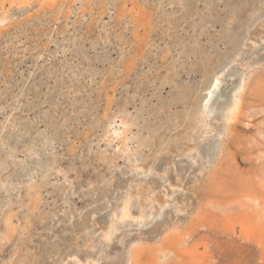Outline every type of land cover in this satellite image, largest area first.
<instances>
[{
    "label": "rangeland",
    "instance_id": "1",
    "mask_svg": "<svg viewBox=\"0 0 264 264\" xmlns=\"http://www.w3.org/2000/svg\"><path fill=\"white\" fill-rule=\"evenodd\" d=\"M97 261L264 264V0H0V264Z\"/></svg>",
    "mask_w": 264,
    "mask_h": 264
},
{
    "label": "bare ground",
    "instance_id": "2",
    "mask_svg": "<svg viewBox=\"0 0 264 264\" xmlns=\"http://www.w3.org/2000/svg\"><path fill=\"white\" fill-rule=\"evenodd\" d=\"M3 12H4V11H3ZM1 13H2V12H1ZM1 17H2V16H1ZM3 18H4V14H3ZM1 20H2V19H1ZM250 39H251V38H250ZM250 39H249V40H250ZM252 42H253V41H252ZM252 42H251V43H252ZM255 42H256V41H254V43H255ZM254 43H253V44H254ZM256 43H257V42H256ZM256 43H255V44H256ZM258 43H259V42H258ZM249 45H250V44H249ZM257 45H258V44H257ZM257 45H256V46H257ZM259 45H260V44H259ZM251 46L253 47V45H251ZM254 46H255V45H254ZM255 48H256V47H255ZM255 48H254V49H255ZM249 49H250V48H249ZM251 49H253V48H251ZM252 52H253V51H252ZM237 55H238V54H237ZM250 56H251V55H250ZM238 57H239V56H238ZM240 57H241V56H240ZM247 57H248V56H247ZM241 58H242V57H241ZM243 63H244V62H243ZM243 67H244V66H243ZM250 71H251V70H250ZM246 75H248V74H246ZM216 77H217V76H216ZM246 78H247V77H246ZM253 79H254V78H253ZM258 80H259V79H258ZM253 82H254V81H253ZM257 82H258V81H257ZM243 83H244V82H243ZM216 84H217L216 81H213V82L211 83V85L209 86V90H208L207 96L211 93V89H212L213 87H215ZM254 85H255V84H254ZM241 86H242V85H241ZM249 86H250V85H249ZM249 86H248V87H249ZM245 89H246V88H245ZM238 90H239V89H238ZM241 91H242V90H241ZM248 91H249V90H248ZM238 92H239V91H238ZM243 92H244V91H243ZM241 93H242V92H241ZM245 93H246V92H245ZM238 94H239V93H238ZM236 95H237V94H236ZM240 95H241V94H240ZM203 101H205V100H203ZM203 101H202V102H203ZM241 102L243 103V101H241ZM239 106H240V99L237 98V99L234 101L233 105L230 107V109H229L228 112H227L226 120H227L228 122H233V121L237 120V115H238V112H239ZM242 106H243V105H242ZM200 113H201V112H200ZM200 113H199V114H200ZM202 113H203V111H202ZM199 114H198V115H199ZM200 117H201V116H200ZM247 118H248V117H247ZM245 119H246V118H245ZM239 120H242V119L240 118ZM243 120H244V119H243ZM246 121H247V120H246ZM198 122H199V121H198ZM204 124H205V122H204ZM206 124H207V123H206ZM231 124H232V123H231ZM243 124H244V123H243ZM247 124H248V123H247ZM208 125H209V124H208ZM231 126H232V125H231ZM233 127H234V125H233ZM204 128H205V127H204ZM230 128H231V127H230ZM205 131H206V130H205ZM214 132H215V131H214ZM213 134H215V133H213ZM213 134H212V135H213ZM194 145H195V144H194ZM194 145H193V146H194ZM28 148H29V147H28ZM193 149H194V148H193ZM196 149H197V148H196ZM191 151H192V150H191ZM193 151H194V150H193ZM196 151H197V150H196ZM193 153H194V152H193ZM186 154L188 155V153H186ZM196 154H197V153H196ZM189 157H190V156H189ZM195 158H196V157H195ZM195 158H194V159H195ZM187 159H189V158H187ZM190 160H191V159H190ZM141 161H142V160H141ZM191 161H192V160H191ZM194 161H195V160H194ZM189 163H190V162H189ZM196 163H197V162H196ZM196 163H195V164H196ZM191 164H193V163H191ZM193 165H194V164H193ZM140 168H141V167H140ZM141 170H142V169H141ZM55 171H56V170H55ZM53 173H54V172H53ZM46 178H47V177H46ZM46 182H47V181H46ZM35 183H37V182H35ZM38 183H40V182H38ZM44 183H45V182H44ZM30 184H31V183H30ZM32 184H34V183H32ZM41 184H42V183H41ZM45 184H46V183H45ZM36 185H37V184H36ZM36 185H35V187H37ZM39 186H41V185H39ZM45 186H46V185H45ZM31 187H33V186H31ZM35 187H33V188H35ZM42 187H43V184H42ZM42 187H37V188L39 189V188H42ZM128 188H129V187H128ZM163 188H164V187H163ZM27 189H28V188H27ZM31 190H32V189H31ZM34 190H37V189H34ZM127 191H128V190H127ZM164 191H166V190L164 189ZM158 193H159V191H158ZM171 193H172V192H171ZM155 195H156V191H155ZM157 195H158V194H157ZM161 195H162V194H161ZM167 195H168V194H167ZM170 195H171V194H170ZM172 195H173V194H172ZM37 199H38V198H37ZM168 199H170V198L168 197ZM128 200H129V199H128ZM38 201H40V199H38ZM38 201H37V202H38ZM123 201H125V200H123ZM134 201H135V200H134ZM152 201H153V199H152ZM167 201H168V200H167ZM130 202H132V200H131ZM122 204H124V203H122ZM151 204H152V203H151ZM168 204H169V203H168ZM165 205H166V204H165ZM5 206H6V205H4V207H5ZM133 206H134V205H133ZM150 206H151V205H150ZM168 206H169V205H168ZM168 206H167V207H168ZM131 207H132V206H131ZM167 207H166V208H167ZM121 208H122V207H121ZM124 208H125V207H124ZM127 208H128V207H127ZM127 208H126V209H127ZM168 208H169V207H168ZM174 208H175V207H174ZM126 209H125V210H126ZM155 209H156V208H155ZM6 210H7V209H6ZM122 210H123V209H122ZM163 210H164V208H163ZM9 211H10V209H9ZM117 211H118V209H117ZM117 211H116V212H117ZM123 211H124V210H123ZM127 211H128V210H127ZM141 211H143V210H141ZM145 211H146V210H145ZM155 211H156V210H155ZM171 211H172V210H171ZM31 212H32V211H31ZM116 212H115V213H116ZM119 212H121V210H120ZM175 212H176V211H175ZM5 213L8 214V212H5ZM126 213L128 214V212H126ZM126 213H125V214H126ZM130 213H132V212H130ZM130 213H129V214H130ZM138 213H139V212H138ZM151 213H153V212H151ZM176 213H177V212H176ZM6 214H5V215H6ZM127 214H126V215H127ZM149 214H150V213H149ZM170 214H171V213H170ZM174 214H175V213H174ZM53 215H55V214H53ZM111 215L113 216V213L110 214V216H111ZM116 215H119V214H116ZM132 215H133V214H132ZM145 215H146V214H145ZM145 215H144V216H145ZM176 215H177V214H176ZM6 216H7V215H6ZM70 216H72V215H70ZM124 216H125V215H124ZM134 216H135V215H134ZM55 217H56V216H55ZM92 217H93V216H92ZM120 217H121V216H120ZM125 217H126V216H125ZM140 217H142V216H140ZM8 218H9V217H8ZM56 218H57V217H56ZM112 218H113V217H112ZM127 218H128V217H127ZM170 218H171V216H170ZM6 219H7V218H6ZM121 219H123V218L121 217ZM132 219H133V218H132ZM136 219H137V217H136ZM153 219H154V218H153ZM8 220H9V219H8ZM117 220H118V218H116V221H117ZM134 220H135V218H134ZM137 220H138V219H137ZM144 220H145V219H144ZM144 220H143V221H144ZM155 220H156V219H154V221H155ZM118 221H119V220H118ZM123 221H126V220L124 219ZM9 222H10V221H9ZM109 223H110V222H109ZM141 223H143V222H141ZM145 223H146V222H145ZM3 224H4V222H3ZM11 224H12V223H11ZM56 224H57V223H56ZM115 224H116V222H115ZM109 225H110V224H109ZM109 225H108V226H109ZM6 226H7V225H5V227H6ZM8 226H9V225H8ZM13 227H14V225H13ZM111 227L113 228L112 225L110 226V228H111ZM6 228H8V227H6ZM14 228H15V227H14ZM110 228H109V231H110ZM118 228H119V226H118ZM16 229H17V228H16ZM10 230H11V229H10ZM114 230H115V228H114ZM138 230H139V229H138ZM112 231H113V230H112ZM5 232H6V230H5ZM113 232H114V231H113ZM115 232H116V231H115ZM115 232H114V233H115ZM87 233H89V232H87ZM90 233H91V232H90ZM107 233H108V232H107ZM109 233H110V232H109ZM114 233L111 234V235L113 236ZM2 234L5 235L4 232H3ZM7 234H8V233H7ZM117 234H118V232H117ZM117 234H116V235H117ZM119 234H120V233H119ZM137 234H138V233H137ZM105 235H106V233H105ZM111 235H110V236H111ZM90 237H91V236H90ZM89 239H90V238H89ZM108 239L110 240V237H109ZM103 240H104V239H103ZM110 241H112V239H111ZM110 241H109V242H110ZM133 243H134V242H133ZM108 245H109V244H108ZM105 246H106V245H105ZM130 246H131V245H130ZM132 248H133V247H132ZM132 248H131V249H132ZM124 249H125V248H124ZM132 250H133V249H132ZM132 250H131V251H132ZM92 252H93V251H92ZM129 253H130V255H131V252H129ZM129 253H128V254H129ZM68 254H69V253H68ZM77 254H78V253H77ZM72 255H73V254H72ZM74 255H75V254H74ZM79 255H80V254H79ZM89 255H90V254H89ZM89 255H88V256H89ZM130 255H129V256H130ZM72 257H73V256H72ZM81 257H82V256H81ZM86 257H87V256H86ZM66 258H67V256H66ZM66 258H65V259H66ZM79 258H80V256H79ZM88 258H89V257H88ZM91 258H92V257H91ZM119 258H120V256L117 257V260H119ZM75 259H76V258H75ZM84 259H85V258H84ZM120 259H121V258H120ZM77 260H78V259H77ZM96 260H97V259H96ZM117 260L115 259V262H116ZM132 260H133V257H132ZM67 261H69V259H67ZM67 261H66V263H68ZM80 261H81V260H80ZM86 261H87V260H86ZM90 261H91V260H90ZM93 261H95V260L93 259ZM63 262H65V261H63ZM63 262H62V263H63ZM71 262H72V261H71ZM87 262H88V261H87ZM95 262H96V261H95ZM62 263H61V264H62ZM69 263H70V262H69ZM73 263L76 264L75 262H73ZM89 263H90V262H89ZM92 263H93V262H92ZM97 263H98V261H97ZM97 263H96V264H97ZM80 264H81V263H80ZM98 264H99V263H98Z\"/></svg>",
    "mask_w": 264,
    "mask_h": 264
}]
</instances>
